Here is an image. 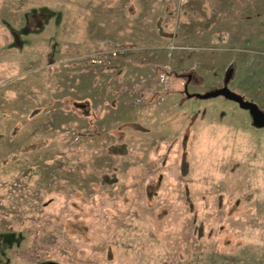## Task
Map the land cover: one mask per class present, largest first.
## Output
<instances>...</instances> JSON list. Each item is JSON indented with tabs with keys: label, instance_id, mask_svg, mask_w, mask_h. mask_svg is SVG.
Listing matches in <instances>:
<instances>
[{
	"label": "rangeland",
	"instance_id": "rangeland-1",
	"mask_svg": "<svg viewBox=\"0 0 264 264\" xmlns=\"http://www.w3.org/2000/svg\"><path fill=\"white\" fill-rule=\"evenodd\" d=\"M230 74L264 111V0H0V264H264Z\"/></svg>",
	"mask_w": 264,
	"mask_h": 264
},
{
	"label": "water",
	"instance_id": "water-1",
	"mask_svg": "<svg viewBox=\"0 0 264 264\" xmlns=\"http://www.w3.org/2000/svg\"><path fill=\"white\" fill-rule=\"evenodd\" d=\"M231 74L226 78V84L223 88L218 89L216 91L202 94V95H195V97L201 99H210V98H217L223 96L224 98L237 103L243 110H246L250 113L253 125L256 128L262 129L264 128V112L259 108V106L255 103L249 102L244 100V98L240 95L234 93L229 87L228 83L230 82Z\"/></svg>",
	"mask_w": 264,
	"mask_h": 264
},
{
	"label": "trees",
	"instance_id": "trees-1",
	"mask_svg": "<svg viewBox=\"0 0 264 264\" xmlns=\"http://www.w3.org/2000/svg\"><path fill=\"white\" fill-rule=\"evenodd\" d=\"M190 83H191V82H190ZM190 83L187 84L188 87H190V85H189ZM187 96H188V97H193V96L195 97V95H187ZM31 149H33V147H31ZM17 164H18V165H24L25 162H23V161H17ZM0 168H1V167H0ZM1 169H2V168H1ZM28 169H29V168L27 167V168L25 169L24 172H25V173L28 172V171H27Z\"/></svg>",
	"mask_w": 264,
	"mask_h": 264
},
{
	"label": "flooded vegetation",
	"instance_id": "flooded-vegetation-1",
	"mask_svg": "<svg viewBox=\"0 0 264 264\" xmlns=\"http://www.w3.org/2000/svg\"><path fill=\"white\" fill-rule=\"evenodd\" d=\"M188 87V86H187ZM264 112V111H263Z\"/></svg>",
	"mask_w": 264,
	"mask_h": 264
},
{
	"label": "crops",
	"instance_id": "crops-1",
	"mask_svg": "<svg viewBox=\"0 0 264 264\" xmlns=\"http://www.w3.org/2000/svg\"><path fill=\"white\" fill-rule=\"evenodd\" d=\"M260 2V1H259Z\"/></svg>",
	"mask_w": 264,
	"mask_h": 264
}]
</instances>
